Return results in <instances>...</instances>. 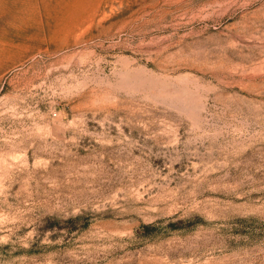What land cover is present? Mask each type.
<instances>
[{"label":"rangeland","instance_id":"1","mask_svg":"<svg viewBox=\"0 0 264 264\" xmlns=\"http://www.w3.org/2000/svg\"><path fill=\"white\" fill-rule=\"evenodd\" d=\"M0 264H264V0H0Z\"/></svg>","mask_w":264,"mask_h":264}]
</instances>
